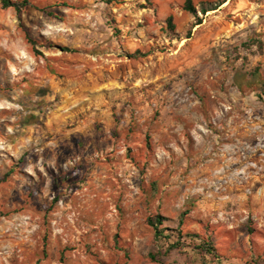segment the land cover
<instances>
[{"label":"rangeland","instance_id":"1","mask_svg":"<svg viewBox=\"0 0 264 264\" xmlns=\"http://www.w3.org/2000/svg\"><path fill=\"white\" fill-rule=\"evenodd\" d=\"M30 1L53 15H18L0 0V264H229L189 250L153 261L146 220L177 228L184 214V230L211 234L228 254L234 205L217 182L195 178L190 156L200 147L181 112L207 98L217 109L210 122H224L226 97L239 88L219 70L222 50L251 74L264 71V0H227L205 15L193 2L197 31L183 2L162 14L160 0ZM239 222L259 235L250 216ZM247 250L250 264H264L263 247Z\"/></svg>","mask_w":264,"mask_h":264},{"label":"crops","instance_id":"2","mask_svg":"<svg viewBox=\"0 0 264 264\" xmlns=\"http://www.w3.org/2000/svg\"><path fill=\"white\" fill-rule=\"evenodd\" d=\"M184 1L160 0L158 2L160 13L165 14L172 11L171 4H180ZM211 1L214 0H193L194 3ZM226 3L227 0L222 6H226ZM162 4L166 6L165 9H161ZM196 27H199L196 28V31L201 28L199 24ZM261 41L264 52L263 38ZM239 47H237L238 50L241 48ZM225 51L222 50L224 57L220 56L219 59V70H227L232 82L239 88V92H232L230 96L226 97L227 99L225 98L227 100L226 109L220 111L224 116L223 121L225 123L212 124L210 122L209 117L212 119L217 109L207 108V98L205 104L202 103L203 99L192 98L201 107L186 109L181 114L184 115L185 128L189 133L191 132V139L194 140L195 146L200 147L198 153L196 152L193 156H190V160L200 163L195 167V178L210 180L212 183L217 182V186L220 187L218 194L226 195L231 205H234L231 208L232 212L229 211L228 215H230V218L234 216L236 218L235 222L225 224V231L230 232L226 240L230 244L227 247L229 251L228 254H222L215 246L218 253L216 260L228 257L229 264H250L247 248H251L252 241L263 247L264 252V171H262V174L259 173L261 169L264 170V154H255L264 147V92L262 90L257 92L254 89L255 85L260 87L264 84V71L260 72L259 75L256 74L257 76L251 74L245 67V62H241V59L236 60L234 63L228 61L232 55L231 52ZM237 61L240 62L237 63ZM250 88L252 92L246 91ZM181 106H179V109L182 108ZM200 114L203 115L201 119ZM213 133L216 135L213 136ZM209 136L210 139H208ZM205 142H208L207 146L210 148L211 153L208 154L206 150L205 156H201L200 153L203 152L204 148H207L204 147L206 146L204 145ZM215 143L218 145L215 146ZM251 146H253L255 152L250 150ZM233 147H237L239 153L232 155L224 154V152L220 153V151ZM216 152L218 153L216 154ZM214 154L216 156H213ZM202 186L204 185L202 184ZM210 193L214 194V191L211 190ZM205 209H208V206ZM242 213L245 216L241 215ZM247 216L251 217L258 229L257 231H259L257 237L252 235L250 227L246 225V233L238 231L236 228L237 224L240 223L239 221ZM195 225L203 227L202 223H195Z\"/></svg>","mask_w":264,"mask_h":264},{"label":"trees","instance_id":"3","mask_svg":"<svg viewBox=\"0 0 264 264\" xmlns=\"http://www.w3.org/2000/svg\"><path fill=\"white\" fill-rule=\"evenodd\" d=\"M150 2L152 0H145ZM225 0L223 1H211V2H201L200 3V12L202 14H206L208 11L216 10L220 7ZM2 8H13L18 15L26 9L27 7H32L37 10H41L48 15H53V12L49 10L47 7L41 8L39 5L34 4L30 0H1ZM66 4H56V7H60ZM182 8L191 13L195 20L196 24H201V19L197 14L196 7L193 3V0H185ZM167 27L170 30L175 28L173 24V15L170 14L165 20ZM28 42L35 49V44L39 43V40L36 38H32L29 34H26ZM43 44V42H41ZM50 43V42H49ZM46 42V44H49ZM259 43L258 47H262V42ZM36 117V116H35ZM32 117H27L23 125L31 124ZM37 121V120H36ZM35 123V122H33ZM12 172L14 170H11ZM185 215L182 214L178 218L177 228H169L164 226V223L167 221L166 218H162L159 215L151 216L146 221V224L150 226L153 230V239L157 246V251L155 253H150V257L153 261H156V255L160 257L168 256L172 251H176L178 253H187V251H191L196 257L203 258L205 255L216 259L217 257V249L214 246L213 237L211 234H202L200 232H196L193 230L186 229L184 230L183 225L185 222ZM156 254V255H155Z\"/></svg>","mask_w":264,"mask_h":264}]
</instances>
